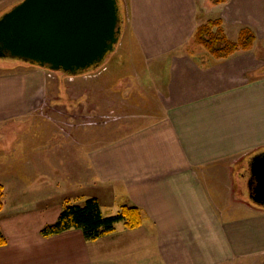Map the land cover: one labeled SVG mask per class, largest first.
<instances>
[{
    "label": "crops",
    "instance_id": "0c3cea01",
    "mask_svg": "<svg viewBox=\"0 0 264 264\" xmlns=\"http://www.w3.org/2000/svg\"><path fill=\"white\" fill-rule=\"evenodd\" d=\"M6 1L0 0L3 11L20 0ZM126 6L114 54L134 59L136 75L144 77L137 78V97L126 101L141 110L107 128L106 139L101 128L78 142L82 155L67 166L61 140L32 128L49 73L20 62L0 66L6 238L0 264H261L264 207L250 199L249 180L252 159L264 152V0H127ZM217 18L230 40L251 29L252 49L214 60L193 45L196 27ZM106 66L114 73L120 67L115 60ZM50 76L64 82L62 74ZM75 175L103 191L91 197L100 211L136 207L140 227L119 222L94 241L77 229L41 236L63 208L50 201Z\"/></svg>",
    "mask_w": 264,
    "mask_h": 264
},
{
    "label": "water",
    "instance_id": "95a60500",
    "mask_svg": "<svg viewBox=\"0 0 264 264\" xmlns=\"http://www.w3.org/2000/svg\"><path fill=\"white\" fill-rule=\"evenodd\" d=\"M122 23L118 0H21L0 15V59L78 76L116 50ZM251 177L249 197L264 207V152Z\"/></svg>",
    "mask_w": 264,
    "mask_h": 264
},
{
    "label": "rangeland",
    "instance_id": "374dc122",
    "mask_svg": "<svg viewBox=\"0 0 264 264\" xmlns=\"http://www.w3.org/2000/svg\"><path fill=\"white\" fill-rule=\"evenodd\" d=\"M7 1L6 4H10L15 0ZM120 2L123 20H125L127 15V0H120ZM2 12L5 11H3V7L0 6V15ZM121 49L122 46L119 51H121ZM115 51L108 54L103 62L102 68L84 74L80 78L73 79L77 76H71V78L69 77L70 75H66L63 78L64 82L59 84L58 79L50 75L55 74L58 77V75H61L60 72L46 74L49 79L47 93L45 97H43L42 102L40 101L36 106V113H40L41 115L39 117L41 118L32 121V128L42 126V128L45 129L44 135L52 138L58 137L59 140H61L62 147H60V149L62 148L64 150L63 157L65 159V166L68 165L67 159L76 160L78 156L82 155V153L80 154L79 152V148L81 147L75 146L78 142L81 146L82 144L84 145L87 138L89 136L93 137L101 128H105V132H103L105 133L104 138L106 139L107 128H118L120 122L125 120L124 118L133 115L132 112L141 110L138 104L126 101L129 99L131 100L129 97H137V87L135 86L138 83L137 78L141 79L143 82L144 77L141 76L142 73H140L139 77L136 75L139 71L136 69L137 66L136 68L134 66V64H136L134 59L126 55L122 56L120 52L114 54ZM112 59L120 65L118 69H114L115 73L114 71L112 72L111 69L110 72H107L106 68V65L113 64L114 60ZM15 62L22 63L21 61L6 58L0 59V66L1 68L6 67ZM131 64H133V66H130ZM152 67L153 71H155L156 67ZM120 68L123 70L122 75L118 73ZM132 69L137 71L133 72ZM148 71L151 70H147V72ZM126 72L130 73L128 77H125ZM151 77H153L152 73ZM103 82H106L107 86H103ZM131 85H134V87L132 88ZM127 86L129 87L128 89L132 88V90H130L132 93L124 98L125 92L129 91L127 90ZM128 126L127 124L125 127ZM101 131L102 130H100V132ZM69 169L71 170V167H69ZM74 178L75 179L68 181L64 179L63 192L57 193L50 202H56L61 206H83L89 198L103 193V191L98 188L92 187L87 179H81L78 175H75ZM101 212L103 217L115 214L110 213L111 211L104 205L101 208ZM103 247L104 246H102V248ZM91 250L94 254L95 250L93 248ZM100 254L107 255V250L104 251V249H102ZM94 256L98 259L97 255Z\"/></svg>",
    "mask_w": 264,
    "mask_h": 264
},
{
    "label": "trees",
    "instance_id": "16d2710c",
    "mask_svg": "<svg viewBox=\"0 0 264 264\" xmlns=\"http://www.w3.org/2000/svg\"><path fill=\"white\" fill-rule=\"evenodd\" d=\"M119 4L121 7L120 0ZM222 0H213L220 3ZM255 34L249 28H242L235 40L228 39L221 19H209L199 24L193 35L192 44L200 47L214 60L227 59L239 52L252 49ZM5 192L0 184V212L3 210ZM123 222L127 229H136L142 223L140 211L131 205H124L112 216L103 217L96 198H89L83 206L65 205L53 224L44 226L40 235L49 237L72 229L80 230L86 241H94L115 231L117 223ZM6 245V238L0 228V247Z\"/></svg>",
    "mask_w": 264,
    "mask_h": 264
},
{
    "label": "flooded vegetation",
    "instance_id": "af4514ba",
    "mask_svg": "<svg viewBox=\"0 0 264 264\" xmlns=\"http://www.w3.org/2000/svg\"><path fill=\"white\" fill-rule=\"evenodd\" d=\"M249 181H250V182H249V186L252 187V186H253V179H252V177L250 178Z\"/></svg>",
    "mask_w": 264,
    "mask_h": 264
}]
</instances>
